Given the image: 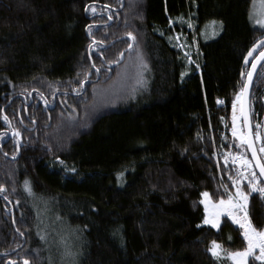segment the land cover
<instances>
[{
    "label": "trees",
    "instance_id": "obj_1",
    "mask_svg": "<svg viewBox=\"0 0 264 264\" xmlns=\"http://www.w3.org/2000/svg\"><path fill=\"white\" fill-rule=\"evenodd\" d=\"M250 4L0 0V264H233L241 228L203 224L201 196L230 195L238 158L250 160L225 131L244 58L264 37ZM180 28L197 65L167 39ZM250 117L259 149L264 60ZM248 185V217L264 231V194Z\"/></svg>",
    "mask_w": 264,
    "mask_h": 264
},
{
    "label": "snow or ice",
    "instance_id": "obj_2",
    "mask_svg": "<svg viewBox=\"0 0 264 264\" xmlns=\"http://www.w3.org/2000/svg\"><path fill=\"white\" fill-rule=\"evenodd\" d=\"M92 11L94 12L95 9L93 8ZM111 18V17H109ZM91 28V26H89ZM129 36L135 40L134 36H131V33H129ZM93 43H96L93 41ZM260 44L264 46V41H261ZM131 48L132 46L129 45ZM249 56L252 55V51L249 52ZM260 60H264V52H261L260 55L256 58L255 61L252 62V70L247 72V82L244 83L243 87L240 90V93L236 96V100L233 102V126H232V134L234 137H238L240 140L241 146H247V148L251 151L252 154V160L247 159L246 155L240 156L238 159L240 161V164L245 169V173H239L238 178L233 180V185L236 188L235 197L233 198L232 195L229 196V199L227 201L220 200L219 204L212 205L211 207L214 209L212 213V218L209 219L208 217L205 218L204 223L205 224H211L213 227H219V216L222 213H227V215L231 216L233 221L240 225L241 228L244 229V238L247 241V248L243 252H236L231 254L232 258L236 261V264H247V258L253 257L254 260L260 261L261 264H264V231H257V229L252 225L251 220L248 217L247 213V204L249 199V193H246L243 191L241 187V180H248L249 181V187L251 191H259L261 194H264V186H262V183L257 178V173L253 170V162L255 168L259 169V175L264 176V159L261 158L260 155H258V152L260 154H264V144L257 149L255 147L254 140L252 138L251 133V125L249 124L248 120V113L245 110L244 106V97L247 95L248 88L250 85V82L252 80L253 73L256 70L257 62ZM248 62V58L245 57V63ZM244 75V73H242ZM47 103V101H45ZM237 102L240 104V117L243 118L245 125L248 126L249 131L243 132L238 131L236 126V121L238 119L236 115V106ZM5 120H7V117H4ZM257 133L255 135L256 140L262 139L259 134V128L260 126L257 125ZM18 135V133H16ZM25 187L28 188V183L25 182ZM2 190V189H0ZM203 196L207 198L209 194L207 192L203 193ZM5 199H7L5 197ZM206 211L208 210L209 203L207 199L204 201ZM236 212H243L242 216H237ZM221 246L216 244L215 241H213L211 248L209 251L212 252L214 256H219ZM259 249V255H255V250ZM10 264H15V261L10 262ZM24 264H29L27 260L24 261Z\"/></svg>",
    "mask_w": 264,
    "mask_h": 264
},
{
    "label": "rangeland",
    "instance_id": "obj_3",
    "mask_svg": "<svg viewBox=\"0 0 264 264\" xmlns=\"http://www.w3.org/2000/svg\"><path fill=\"white\" fill-rule=\"evenodd\" d=\"M248 18H249V21H250V23H251V25L253 27H255V28H263L264 27V0H251V4H250V8H249V13H248ZM188 20H189L188 18L187 19L186 18H183V19L182 18H179V19L177 18V19H175L174 22L171 20L170 23H172V24L176 23V24H178L180 26H188L190 31H194V27H193L194 26V23H191ZM177 32H179V33H176L175 32L172 35L171 38H167L168 41L170 39V43L177 50H179V52L183 56H186L187 57V61H188L187 64L188 65L189 64L197 65L196 60H194V55H196L195 52H196V49H197L196 46L191 45L188 42V40L185 39L182 34H180V32H182V28H180ZM207 32H208V36L207 37L215 36V34L218 32L217 24L215 22L214 23H211L209 25L208 29H207ZM160 34H161V32H160ZM161 35H163V34H161ZM232 155L236 157L235 154H232ZM247 159H248V157H247ZM237 161H238L239 165H241L239 159ZM235 192H236V188H234L232 190V193H230V195H232L233 198L235 197ZM203 193H205V192H203ZM203 193H202V196H201V203H202V206H203V209H204V218H203L202 223L205 224L204 223V220H205L206 217H208L209 219L212 218V213H213L214 209L211 206L212 205L219 204L220 200L227 201L229 199V196L230 195H228L227 197L221 198V199H219L217 201H213L209 196L207 198H205L203 196ZM206 199H207V201L209 203V207H208V210L207 211H206L205 203H204V201ZM235 214L237 216H242L243 215V212H236ZM223 216L228 217L232 222H234L231 216L227 215V213H222L219 216V224H220L221 219H222ZM205 225L212 226L211 224H205ZM237 225H239V224H237ZM239 227H240V225H239ZM215 228H218V227H215ZM241 231H242V235L244 237V229L241 228ZM245 242H246V248H247V241H246V239H245ZM216 244L220 245L217 242H216ZM211 246H212V244H211ZM211 246H210V248H211ZM246 248H244L243 250H239V251H235V252H231V253L225 254L224 251H223V248L221 247L219 256L225 254L227 256V258H228L229 261H231L233 264H236V261L232 258V255L231 254L236 253V252H243ZM255 255H259V249H256L255 250ZM250 257L247 258V264H248V260H249Z\"/></svg>",
    "mask_w": 264,
    "mask_h": 264
},
{
    "label": "water",
    "instance_id": "obj_4",
    "mask_svg": "<svg viewBox=\"0 0 264 264\" xmlns=\"http://www.w3.org/2000/svg\"><path fill=\"white\" fill-rule=\"evenodd\" d=\"M261 41H264V37L261 38V39H259L257 42H255V43L253 44V46L250 48V50L247 52V54H246V56H245V57L248 58V62H247V63H245V58H244L243 63H244V65H247V66H248V70H247V72L252 70V62L256 60V58L260 55L261 52H264V46H262V45L260 44ZM250 51H252V55H251V56L248 55ZM262 61H263V60H260V61L257 62L256 70H255V72L253 73L252 80H251V82H250V85H249V88H248L247 95L244 97V106H245V110H246L247 113H248V120H249V124H250V125H251V117H250V90H251V85H252L253 79H254V77H255V74H256V72H257V70H258L260 64L262 63ZM247 72H246V75H245L244 83L247 82ZM243 85H244V84H243ZM53 107H54V103H52V104L49 106L50 109H52ZM241 118H242V117H241ZM242 125H243V131H244V132H248V131H249V128H248L247 125H245L243 118H242ZM250 130H251V133H252V125H251V129H250ZM12 135H13V131L10 133V136H12ZM252 138H253V140H254L253 133H252ZM254 143H255V141H254ZM245 146H246V145H245ZM255 147H256V145H255ZM246 150H247V152H248V154H249V156H250V160H252V154H251V151L247 148V146H246ZM258 155H259V154H258ZM253 167H254V169H255L257 175L259 176L260 180H261L262 182H264V176H260V175H259V169H258V168H255V166H254V162H253Z\"/></svg>",
    "mask_w": 264,
    "mask_h": 264
},
{
    "label": "built area",
    "instance_id": "obj_5",
    "mask_svg": "<svg viewBox=\"0 0 264 264\" xmlns=\"http://www.w3.org/2000/svg\"><path fill=\"white\" fill-rule=\"evenodd\" d=\"M236 100V97L235 99L233 100V102ZM233 102L230 104V109H231V119H230V125L225 129V131L230 135V137L234 138L233 134H232V126H233ZM236 115L238 117L237 121H236V126H237V129L238 131H242V121H241V117H240V104L239 102H237V106H236ZM238 140L239 138L236 137ZM237 171L240 172V173H243L244 172V169L243 167L241 166H238L237 167Z\"/></svg>",
    "mask_w": 264,
    "mask_h": 264
},
{
    "label": "bare ground",
    "instance_id": "obj_6",
    "mask_svg": "<svg viewBox=\"0 0 264 264\" xmlns=\"http://www.w3.org/2000/svg\"><path fill=\"white\" fill-rule=\"evenodd\" d=\"M8 264H10V262Z\"/></svg>",
    "mask_w": 264,
    "mask_h": 264
},
{
    "label": "flooded vegetation",
    "instance_id": "obj_7",
    "mask_svg": "<svg viewBox=\"0 0 264 264\" xmlns=\"http://www.w3.org/2000/svg\"><path fill=\"white\" fill-rule=\"evenodd\" d=\"M9 263V262H8Z\"/></svg>",
    "mask_w": 264,
    "mask_h": 264
}]
</instances>
